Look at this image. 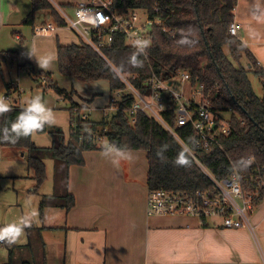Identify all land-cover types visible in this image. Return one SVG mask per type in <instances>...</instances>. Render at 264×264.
<instances>
[{
  "label": "trees",
  "instance_id": "trees-1",
  "mask_svg": "<svg viewBox=\"0 0 264 264\" xmlns=\"http://www.w3.org/2000/svg\"><path fill=\"white\" fill-rule=\"evenodd\" d=\"M113 1L119 12L147 10L153 19L163 20V23L152 29L151 47L147 50L146 58L140 57L144 60V66L136 68L127 64L128 57L135 49L123 33L115 32L112 42L108 43L107 32L100 36L98 31L93 30L92 42L97 46L105 43L100 47V52L84 40L70 45H62L58 41L57 62L60 74L83 83L107 81L112 95L127 88L120 74L135 76L131 80L133 87L147 94V84L153 75L167 80L180 71H187L193 86L204 87V96L211 110L221 115L222 112L229 113L232 134L219 137L208 149H203L197 145L192 123L179 126L175 111L162 112L163 121L139 112L136 122L132 123L130 109L136 97L127 93L122 96L116 111L101 112L104 115L102 121H92L90 116L83 118L84 111L88 110L86 106L73 101L75 92L69 93L52 80L50 73L36 71L29 64L23 65V68L29 69L30 76L36 82L44 88L52 89L72 104L70 140H66L63 131L57 129L51 134L53 144L50 148L38 147L32 136L20 138L15 144L0 142V148H17L25 153L37 187L47 178L46 159H53L57 166L56 181L62 177L66 183V193L62 199L65 203L60 204L66 211L76 205L75 196L69 192L71 166L85 167V152L101 151L98 143L81 139L83 134L90 132L126 149L145 151L150 192L211 191L214 185L206 171L219 180L239 172L247 180L246 189L255 190L261 182V175L264 176V96L256 93L250 74L264 82V71L257 66L248 47L230 32L238 0ZM31 2L32 10L23 20L24 25H33L38 11H50L58 27L69 25L54 0ZM59 7L74 8L75 4L66 2ZM20 39L24 43V39ZM43 78H46V83H43ZM7 90V95L13 94L10 85ZM10 107L12 111L0 118V126L4 121L10 124L23 109L15 104ZM46 131L45 127L38 132ZM158 151L166 159L158 157ZM182 151L189 163L177 166L174 161ZM121 165L125 179L130 181L127 161H122ZM53 201L57 205V201L61 200L54 198ZM51 205L54 203L48 200L43 208Z\"/></svg>",
  "mask_w": 264,
  "mask_h": 264
},
{
  "label": "crops",
  "instance_id": "crops-1",
  "mask_svg": "<svg viewBox=\"0 0 264 264\" xmlns=\"http://www.w3.org/2000/svg\"><path fill=\"white\" fill-rule=\"evenodd\" d=\"M17 4L6 15L7 11L1 9L0 3V16L6 19L0 28V50H4L3 45L12 40L9 31L18 28V22L30 13L32 2L17 0ZM45 13L50 15V11H38L36 18ZM234 15V22L241 24L238 38L264 71V0H238ZM58 28L39 34L33 30L35 40L32 47L38 58L45 54L56 57L58 41L62 45L79 43L69 38L61 41L63 30ZM51 32L56 33L46 36ZM12 33L21 42V32L15 30ZM41 50L45 52L38 54ZM2 59L0 56L1 72L5 63ZM16 59L19 60V57ZM36 66L38 69L33 66L36 71L47 70L38 63ZM61 77L60 84L56 76H52L68 92L74 91L83 100L90 97V89L81 86L80 81ZM20 78L18 73L17 80ZM31 80L36 87L42 88L32 77ZM4 84L5 92L8 85L12 88L8 104L22 107L15 99V95H21L19 84ZM47 94L43 90V95ZM108 103L97 108L86 105V110L102 112ZM54 108L53 111L59 109ZM67 121L71 125L70 115ZM40 135L33 134L35 144L50 148L48 139L42 140ZM5 150L11 157L5 174L24 178L27 172L18 173L20 168H16L15 164L25 168V153L17 148H0L1 153ZM131 155L132 159L126 160L131 179L127 181L121 163L114 166L110 159L102 156L101 151L85 152L86 166L73 165L70 168L69 192L75 196L76 205L66 211L60 206L65 200L57 201L56 205L52 195L43 196L38 211L40 222L35 218L34 225L26 229L19 243L11 246L6 242L0 244V264H264V191L262 200L249 217L251 228H225L213 221L202 226L195 217L149 215L146 152L131 150ZM30 190H37L35 179ZM48 200L54 205L43 208Z\"/></svg>",
  "mask_w": 264,
  "mask_h": 264
},
{
  "label": "built area",
  "instance_id": "built-area-1",
  "mask_svg": "<svg viewBox=\"0 0 264 264\" xmlns=\"http://www.w3.org/2000/svg\"><path fill=\"white\" fill-rule=\"evenodd\" d=\"M113 3V0H80L74 7L75 20L63 12L62 14L70 28L99 52L100 47L105 43L97 46L92 42L93 30L98 31L100 36L107 32L106 42L108 43L112 42L115 32H121L132 46L138 38L150 40L154 26L163 23V20L159 18L153 19L147 10L119 12ZM240 29L241 24L233 22L230 32L238 37ZM49 30L50 28L46 25L37 28L38 33H48ZM120 77L127 88L110 96L105 111H116L124 93L133 94L136 102L130 109L132 123L136 122L139 112L163 121L162 112L175 111L179 126L192 123L197 145L203 149H208L219 137L229 136L233 132L229 118L211 110L204 96V87L202 85L193 86L191 76L187 71H180L167 80H161L153 75L147 84L149 87L147 94L140 93L133 87L131 80L135 79V76L120 74ZM178 81H181L182 86L185 87L181 91L176 85ZM43 83H46V78H43ZM3 97H6L8 101L11 99V96L7 94ZM83 118H88V115L83 114ZM82 138L93 140L101 146L106 142L104 137L93 132L83 134ZM188 150L192 153L190 149ZM206 173L213 182V190L196 193L151 191L148 196V214L195 217L202 226L213 220L216 225L225 228H251L249 217L262 200L264 176L261 175V182L256 185V188L254 187L255 190L250 191L245 186L247 180L239 172L222 180L217 179L208 171ZM4 243L0 242V244Z\"/></svg>",
  "mask_w": 264,
  "mask_h": 264
},
{
  "label": "rangeland",
  "instance_id": "rangeland-1",
  "mask_svg": "<svg viewBox=\"0 0 264 264\" xmlns=\"http://www.w3.org/2000/svg\"><path fill=\"white\" fill-rule=\"evenodd\" d=\"M55 3L58 5L56 6L60 12L65 13L69 18L75 20V14H74V8L71 7H63L60 8L59 6L61 3H73L78 4L80 0H54ZM22 2H31L30 0H22ZM1 3V9L4 11H7L6 15H9L11 12L8 10H11L12 6L14 4H17V0H0ZM18 5V4H17ZM32 10V6H31ZM31 10L29 12H31ZM46 15H40L36 18L34 26L32 25H24L22 22L25 18H22L18 23L20 24L18 28L15 30L20 31L21 35L24 38V43H21L16 40L15 36H13L15 31L14 29H11L10 37L12 40H10L9 43H6L3 45L4 50H0V56L3 58L2 60H5V63L2 64V72L0 68V96H4V94L8 93V90H6L5 83H18L19 88L21 90V95H15V99H18V103L25 107L27 102L30 100V98L39 95L42 97L43 101L45 100V104L48 108L54 110V107H58L59 109L57 111H53L54 114L57 117L58 123L60 128L54 127L50 129L46 126V132L45 133H39L41 134L39 137L41 139H48L47 144L49 147L52 146V132H54L57 129H61L66 137V140H70V124L68 125V115L71 116L70 108L72 104L70 101L66 100L63 96H60L52 89L44 88L43 86L36 87L30 77L29 69L23 68V65H32L37 68L36 63H38L36 57H38L36 50L32 47L33 42L35 38L33 37V30L35 29V32H37V28L40 26H44L43 24H47L53 31L58 26L55 25L53 22V19L51 15L48 13H45ZM46 19V20H43ZM4 20H6L4 18ZM44 21L46 23H44ZM1 28V23H0ZM20 28V29H19ZM63 30V36L60 38L61 41H67L66 38L74 39L77 42L80 43V41L84 40L81 37H78L77 32L72 30L70 26L67 27H61ZM71 29V30H70ZM49 30V31H50ZM56 33V32H55ZM55 33H49L46 36H51ZM39 34V33H38ZM77 34V35H76ZM45 35V34H44ZM87 42L86 40H84ZM73 44V43H72ZM49 47V43L46 44ZM53 48H55V44L53 43ZM32 52L35 56H30L29 52ZM44 50H41L38 52V54L44 53ZM19 57V60L16 58ZM15 58V59H14ZM34 64V65H33ZM39 64V63H38ZM38 69V68H37ZM43 73H50L52 76H56L58 79L57 81L61 84V74L59 72V66L57 62V49H56V62H53L50 67L47 68V70H39ZM18 73L20 74V79L18 78ZM250 78L253 83V87L256 91V93L259 96H264V84L262 81H260L259 78H257L254 74H250ZM33 79V78H32ZM53 80V78H52ZM54 81V80H53ZM55 82V81H54ZM57 83V82H55ZM59 83H57L59 85ZM81 86L86 87V89H90V97L85 98V100L79 98L75 94L72 96V99L75 103L79 104L80 106H86L89 105L91 108H97L101 107L107 102H109V97L111 96V88L110 84L107 81H99L95 83H83L81 82ZM31 84V85H30ZM40 84V83H39ZM79 84V83H78ZM178 85V89L181 91L185 87L182 86L181 81H178L176 84ZM194 88V87H192ZM82 89V88H80ZM43 90L45 92H48L47 95H43ZM70 93V92H69ZM65 99L66 101H64ZM88 99V100H87ZM92 101V102H90ZM90 102V103H88ZM86 112V111H85ZM83 114H87L90 116V120L92 121H102L103 120V114L100 112V110H93L91 112H86ZM222 114L229 118L230 115L228 112H222ZM230 120V119H229ZM33 137V135H32ZM50 137V138H49ZM34 140V139H33ZM20 150V149H19ZM22 151V150H20ZM10 154L7 152V150L2 151V157L0 159V228H3L7 225L13 224L15 222H18L21 217H23V214H32L35 213V218L37 222H40L39 218V210H40V201L43 196L46 195H52L56 200H62L66 193V183L62 179L56 181V172H57V166L54 163L55 161L51 158L46 159V168H47V178L45 182L40 186L37 187V190L31 191L30 186L34 183V174L33 171L29 168L28 162H26V158H24L25 162V168L20 166L19 164H15L16 168H20L17 170V172L21 173L26 171L27 175L24 176V178H13L11 176L6 175L5 173L8 172L7 166L8 161L11 160V157L8 155ZM25 169V170H24ZM213 221V220H210ZM24 237V236H23ZM23 237L21 239H23ZM1 248V247H0ZM7 249V248H5Z\"/></svg>",
  "mask_w": 264,
  "mask_h": 264
},
{
  "label": "clouds",
  "instance_id": "clouds-1",
  "mask_svg": "<svg viewBox=\"0 0 264 264\" xmlns=\"http://www.w3.org/2000/svg\"><path fill=\"white\" fill-rule=\"evenodd\" d=\"M3 22L4 17L0 16V23ZM181 43H184V41H181ZM132 47L135 51L128 57L127 64L136 68L143 67L144 60L140 59V57L145 56L146 58L147 50L151 47L150 40L138 38L134 41ZM29 55L35 56L31 51ZM36 59L42 69H47L55 61L56 57L53 54H45L42 57H36ZM123 68L124 63L122 62L121 69ZM10 111L12 109L6 97L0 96V118H3ZM57 124L58 120L53 110L48 108L42 97L37 95L30 98L14 121L10 124L4 121L3 125L0 126V142L15 144L20 138H28L38 131L43 130L46 126L53 127ZM101 154L103 157L110 159L114 166H119L122 161L132 159L130 149L111 142H105L101 146ZM157 155L162 160L166 159L160 151L157 152ZM174 163L177 166H186L189 161L185 158V154L182 151ZM34 223L35 213H32L24 215L18 222L0 228V242H6L9 246L19 243L26 229L31 228Z\"/></svg>",
  "mask_w": 264,
  "mask_h": 264
}]
</instances>
